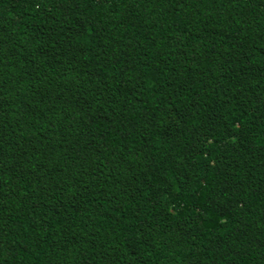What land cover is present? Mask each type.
<instances>
[{
	"label": "trees",
	"instance_id": "trees-1",
	"mask_svg": "<svg viewBox=\"0 0 264 264\" xmlns=\"http://www.w3.org/2000/svg\"><path fill=\"white\" fill-rule=\"evenodd\" d=\"M0 264H264V0H0Z\"/></svg>",
	"mask_w": 264,
	"mask_h": 264
}]
</instances>
